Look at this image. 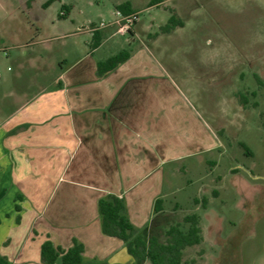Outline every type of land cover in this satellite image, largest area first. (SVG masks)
<instances>
[{
    "label": "crops",
    "instance_id": "1",
    "mask_svg": "<svg viewBox=\"0 0 264 264\" xmlns=\"http://www.w3.org/2000/svg\"><path fill=\"white\" fill-rule=\"evenodd\" d=\"M125 3L130 6L123 14L140 17V9ZM164 10L169 16L152 17L149 24L139 18L127 35L116 34L115 27L94 35L89 29L95 22L78 23L63 36L49 84L0 92V264H46L45 242L66 252L76 240L84 245L85 264H139L123 240L104 234L100 200L123 199L136 235L164 238L171 225L160 226L179 208L167 205L168 186L183 173L218 166L220 160L207 157L226 148L228 130L216 121L222 116L215 109L220 103L239 112L259 107L237 87L248 67L256 83H264L260 54L252 61L232 57L224 23L221 45L227 52L216 55L214 40L205 38L215 23L211 18L199 23L195 9ZM116 11L102 21H114ZM171 11L184 25L162 33ZM122 52L128 58L100 74L99 65ZM35 62L48 68L45 54ZM9 82L1 80L6 87ZM236 171L231 175L237 177Z\"/></svg>",
    "mask_w": 264,
    "mask_h": 264
},
{
    "label": "rangeland",
    "instance_id": "2",
    "mask_svg": "<svg viewBox=\"0 0 264 264\" xmlns=\"http://www.w3.org/2000/svg\"><path fill=\"white\" fill-rule=\"evenodd\" d=\"M49 1L0 0L1 93L29 87L35 90L49 84L55 74V60L61 55L63 36L75 30L78 23L85 27H90L88 22L101 23L126 1L142 11L140 18L145 24L152 17L162 20L169 16L164 9H195L194 22L199 23L210 24L211 18L215 23L206 31L205 38L214 40L216 55L227 52V47L221 45L225 23L233 43L229 52L232 57L238 53L252 61L260 54L264 66V0H170L150 8L154 0H56L46 6ZM64 7L72 9L71 16L60 17ZM31 42L36 44L28 45ZM40 53L47 57V69L35 62ZM247 63L249 66L250 62ZM246 70L247 76L237 89L251 105L257 101L259 107L250 106L239 112L232 106L224 110L220 103L215 112L222 118L216 121L226 126L229 137L226 141L222 135L226 148L207 157L220 160L219 165L203 167L197 173H183L174 187L168 186L167 205L179 203V208L166 216L161 230L183 223L187 215L200 216L202 241L185 250L184 264H264V83L257 84L249 67ZM16 74L21 75L18 82L14 81ZM5 78H10L7 87L1 83ZM239 143L246 144L253 156L247 155ZM232 169H237V177L231 175ZM218 176L222 181L217 185L204 180ZM214 189L218 192L216 196ZM195 198L200 204H194ZM203 199L207 201L206 208Z\"/></svg>",
    "mask_w": 264,
    "mask_h": 264
},
{
    "label": "trees",
    "instance_id": "3",
    "mask_svg": "<svg viewBox=\"0 0 264 264\" xmlns=\"http://www.w3.org/2000/svg\"><path fill=\"white\" fill-rule=\"evenodd\" d=\"M56 0H50L46 6H49ZM164 0L151 1V6L162 3ZM129 3L122 4L117 10L126 13L129 8ZM61 18H67L69 9L64 7ZM172 12V11H171ZM183 22L177 18L172 12L168 23L161 27L162 33H169L178 26H183ZM95 32L94 35H96ZM97 42L94 46H97ZM128 52L109 59L105 63L99 65V72L103 74L106 70L114 68L120 62L128 58ZM243 102V100H242ZM240 146L245 150L246 154L253 156L251 150L246 144L240 143ZM160 200L156 203V212L161 211ZM197 204L200 201H196ZM203 207L206 208L207 201L202 200ZM20 210V207L17 206ZM99 210L102 216V228L104 234L112 237H117L126 243L128 253L133 256L139 264L149 262L150 264H183L184 251L188 247L198 245L202 241L200 227V216L197 214H190L184 218L183 223L171 225L165 233V239L158 237L147 238L141 234H135V227L130 222L125 211L126 206L123 199L110 195L109 197L100 200ZM187 225V227L185 226ZM62 264H85L84 260V245L77 240L74 246L68 251L63 252L56 249L52 242L47 241L42 245V258L46 264H56L60 258ZM87 264H109L98 260L91 261Z\"/></svg>",
    "mask_w": 264,
    "mask_h": 264
},
{
    "label": "built area",
    "instance_id": "4",
    "mask_svg": "<svg viewBox=\"0 0 264 264\" xmlns=\"http://www.w3.org/2000/svg\"><path fill=\"white\" fill-rule=\"evenodd\" d=\"M138 14L125 15L121 11H116V19L112 22L102 21L101 23L92 26L89 31L92 33L104 30L108 27H115L116 34L127 35L131 32L134 26L139 21Z\"/></svg>",
    "mask_w": 264,
    "mask_h": 264
}]
</instances>
